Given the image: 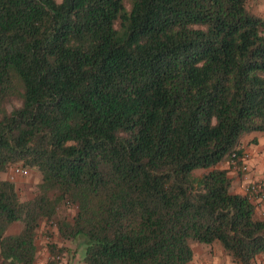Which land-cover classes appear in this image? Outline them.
Returning <instances> with one entry per match:
<instances>
[{
  "label": "trees",
  "instance_id": "16d2710c",
  "mask_svg": "<svg viewBox=\"0 0 264 264\" xmlns=\"http://www.w3.org/2000/svg\"><path fill=\"white\" fill-rule=\"evenodd\" d=\"M252 130L264 15L247 0H0V172L39 175L29 197L0 177V264H35L38 231L44 264H190L192 240L250 264L264 213L228 169Z\"/></svg>",
  "mask_w": 264,
  "mask_h": 264
},
{
  "label": "crops",
  "instance_id": "0c3cea01",
  "mask_svg": "<svg viewBox=\"0 0 264 264\" xmlns=\"http://www.w3.org/2000/svg\"><path fill=\"white\" fill-rule=\"evenodd\" d=\"M249 7L256 13L264 15V0H247ZM239 146L241 147L242 153L246 156L248 168L244 171L228 169V175L231 178L230 187L231 191L243 193V187L246 182L255 180L261 182L262 188H264V134H252L250 131L243 133L240 137ZM218 167H227V162L223 161L217 164ZM254 202V201H253ZM264 213V200L255 204V214L257 216ZM20 225L17 222L11 223L7 232L13 233L18 231ZM193 256L190 260V264H200L202 253H195L194 247L192 246ZM202 252L204 250L201 248ZM42 255L44 258L47 256L45 247H42ZM264 254H257L253 258H263ZM36 264V259H35ZM61 264V263H59Z\"/></svg>",
  "mask_w": 264,
  "mask_h": 264
},
{
  "label": "rangeland",
  "instance_id": "374dc122",
  "mask_svg": "<svg viewBox=\"0 0 264 264\" xmlns=\"http://www.w3.org/2000/svg\"><path fill=\"white\" fill-rule=\"evenodd\" d=\"M252 134H264V131L259 130H252L250 131ZM246 133V132H245ZM19 164V162H18ZM25 167V166H24ZM27 168V173L25 175H18L15 176L13 179H11L15 187L22 197H29L32 195L35 189L36 182L39 178L38 172L32 168ZM202 169L197 168L194 169V173H200ZM9 172V166L6 168V170L0 172V177H8ZM231 190V187H229ZM74 210V207L62 205L59 208L60 213H66L69 214ZM35 240L37 242L38 250H37V256H36V264H44V256L42 255V247L45 246L46 238L42 236V231H38L35 236ZM192 246L194 247L195 253L199 252L202 253V257L205 259L200 260V264H237L230 260L229 256L223 251L220 243L217 240H214L210 243L205 242H198V241H191L190 242ZM201 248L204 250L202 252ZM59 264V263H58ZM250 264H264V257L258 258L257 260H252Z\"/></svg>",
  "mask_w": 264,
  "mask_h": 264
},
{
  "label": "built area",
  "instance_id": "2783aa9c",
  "mask_svg": "<svg viewBox=\"0 0 264 264\" xmlns=\"http://www.w3.org/2000/svg\"><path fill=\"white\" fill-rule=\"evenodd\" d=\"M236 154L234 152L231 153V159H230V163L232 164V167L235 168L236 164L234 161V156ZM236 158L238 160H240V167L243 170H246L248 168V164L246 161V156L244 154H242L241 156H236ZM236 159V160H237ZM8 178L11 180L13 179L15 176L18 175H25L27 173V168H25L24 166L20 165V164H12L9 166V172H8ZM244 192L247 193V195L249 196V198L254 201V204H258L259 202H262L264 200V188H262L261 182L259 181H249L246 182L244 187H243ZM209 264V263H208ZM213 264V263H210Z\"/></svg>",
  "mask_w": 264,
  "mask_h": 264
}]
</instances>
